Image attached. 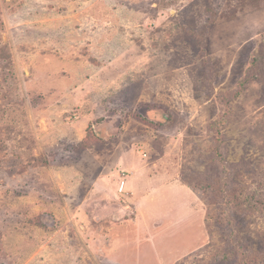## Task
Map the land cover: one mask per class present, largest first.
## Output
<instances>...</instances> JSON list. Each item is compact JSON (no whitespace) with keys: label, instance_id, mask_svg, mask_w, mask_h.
Here are the masks:
<instances>
[{"label":"rangeland","instance_id":"rangeland-1","mask_svg":"<svg viewBox=\"0 0 264 264\" xmlns=\"http://www.w3.org/2000/svg\"><path fill=\"white\" fill-rule=\"evenodd\" d=\"M0 264H264V0H0Z\"/></svg>","mask_w":264,"mask_h":264},{"label":"crops","instance_id":"crops-1","mask_svg":"<svg viewBox=\"0 0 264 264\" xmlns=\"http://www.w3.org/2000/svg\"><path fill=\"white\" fill-rule=\"evenodd\" d=\"M113 179H115V177L114 178L111 177V180H113ZM147 179L148 178H145V180H147ZM115 182H116V180L112 181V182L110 181V184L108 185V187L111 189L112 184ZM138 182H141V185H145L147 183V181L145 183L143 181H138ZM142 182H143V184H142ZM133 183H135V182H133ZM139 185H140V183H139ZM112 189H113V187H112ZM102 193L104 194V197H106L108 199L114 198L115 200H118V199L122 198V197H120V195L116 191H114V189L111 192H107L106 190H104V191H102ZM132 198H134V197L131 194H128L127 199H132ZM108 199L105 200L106 208H112L113 204L111 203V201H108ZM109 200H111V199H109Z\"/></svg>","mask_w":264,"mask_h":264}]
</instances>
